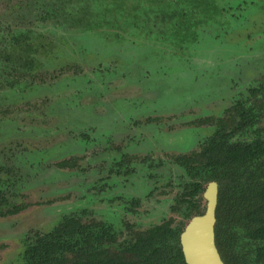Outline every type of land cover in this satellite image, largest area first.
<instances>
[{
	"label": "flooded vegetation",
	"instance_id": "1",
	"mask_svg": "<svg viewBox=\"0 0 264 264\" xmlns=\"http://www.w3.org/2000/svg\"><path fill=\"white\" fill-rule=\"evenodd\" d=\"M79 1L76 0L78 3ZM93 1L99 2L98 0ZM100 1V6L104 12V4L108 0ZM157 1L161 8L170 14V16H167L168 23L173 22L175 24V26L167 24L165 26V33L175 36L180 34L179 37L187 36L189 39H197L194 42L199 43L200 53L197 52L198 49L195 50V53H199L198 56L200 58L209 56L216 59V56L219 54L218 51L223 52L221 58L217 59V64L215 65L217 68L230 66L231 64L235 66L236 73L231 78L227 74H224L225 72H221L222 69L218 70L217 73L221 77V81L225 80L227 84L225 82H218V77L216 78L217 82L213 79L211 82H215V89L204 96L206 98L204 102H210L212 105L216 103L217 107H222V111L217 114L216 111L212 116L201 115L193 120L190 119L192 121L188 123L192 124L187 127L182 126V124L179 126L175 122L176 118L174 117H172V121L166 119V122H161L154 119L150 122L151 125L153 124L152 126H157V128H154L152 139L155 138V134H164L165 137L172 138L171 141H177L187 131L194 133L196 130L197 135L194 134L197 137L199 135V127L202 129L207 128V132L202 139L203 141L198 140L195 142L197 144L196 148L174 154L168 158H164L155 153H148V150L143 157H134L131 155V151L135 150V148L129 143H125L123 147H113L109 132H97L98 127L95 125L75 127L70 123L69 119L65 121L62 127L56 128L61 133L66 132V138L63 140V143L65 145L68 143L70 145L71 143H79L82 147L76 149V151H82L84 155L81 158L75 156L73 158H65L58 162L57 165L60 168L75 169L84 177L91 175L89 178L90 182H84L79 178L80 183H76L80 191L82 190L78 197V206L74 204L73 209L71 206L66 209L61 207L57 211L56 218L52 221V225L49 228L43 232L36 231L31 236L20 240L19 250H16L15 254L13 252L10 255L14 259L12 264H28L25 258L26 247L29 244L34 246L37 238L43 236L46 232L52 230V228L62 225L69 217H73L78 225L85 228L84 244L87 247L91 245L92 249L93 245V248H101L109 257L117 256L121 260L132 259L134 264L138 262V256H136L137 253L134 251V247L138 246L139 242L147 238L149 233L153 232L157 227H161L162 230L166 228L168 236L177 237L183 264H187L180 238L189 222L205 211L207 200L204 194L211 186L216 189L217 193L214 210V241L223 263L230 264L224 258V249L229 251V253H245L250 255L251 249L253 250L256 247L264 248V239L257 240L249 236L251 230V215L255 217L254 212L257 209L260 215H264V73L260 70V74L248 77V72L259 70L258 67H254L258 65L256 62H259V60L255 59L254 61L256 55L253 57L251 51L264 47V15L260 20L263 22V27H256L258 22L253 19L250 20V18L259 13L261 9L259 5L264 6V0H212L209 5H204V0H175L177 1V5L175 6L172 3L173 0ZM155 2L156 0L148 1V5L155 6ZM202 5L204 6L201 7ZM135 6V2L127 3L125 0H112L108 6L109 15H105L109 20L107 22L104 20L103 22L100 20L96 22V26L103 27L115 26L120 23L122 25L125 24L123 27L128 33H132V36L129 35V37H126L127 39L122 38L123 40L126 39L124 40L126 42L123 43L124 47L121 50L102 53L104 55L101 56V59H104L105 64L100 66L101 64L96 62L98 65L94 66L96 69L90 72L91 75L86 73V71L83 72L85 73L83 75H76L78 82L80 81V83H77L80 88L82 86L83 88L86 87V91L96 89L97 84H102L104 79H111L118 76L117 74L120 70H117V68L121 66L120 61L123 59L122 55L124 54L122 52L124 51L135 53L134 57H132V54L127 53V59L133 58L137 61L134 64L136 67L135 72L147 60H150V63L156 61V65L152 64L153 68H155L153 69L154 72L152 74H148L147 72L146 74L152 76V78L149 77L150 83L155 84L160 82V85L164 89L176 83V80L172 78L175 74L172 75L167 67L171 69L172 63L178 62L173 57L168 56L170 51L168 53L164 52V47L168 46V43L173 44L171 41L164 39L160 33V36L152 38L161 37L165 41L164 43L155 45V41H153V47L146 46L145 41L149 42L150 40V37H146V35H149V32H137L139 31L138 28L128 23L131 21V17H125L129 13L124 8L129 7L134 9ZM196 8L197 10H195ZM75 10L72 5L70 12L74 14L77 12ZM67 11L69 10L64 8L60 12L65 13ZM78 12L81 11L78 10ZM83 13L82 18L76 17V20L80 21V23H89L88 13ZM211 25L213 27L212 29ZM20 35L24 36L25 43L17 40ZM135 35L142 37L139 39L145 41L139 43L134 38L131 39ZM27 37H29L27 34L9 31L2 44H6V42L8 44H14L16 41L26 44L29 41ZM20 38L23 39V37ZM100 39H104V36ZM112 46L107 45L106 48L111 50ZM207 49L208 53L205 51ZM64 55L72 56L73 54L67 52ZM113 57L119 66L116 65L114 66L116 67L115 69H109ZM1 60L5 64V67L0 71V76L3 77L4 83L10 89H13L15 85L20 88V80L16 82L13 80L17 68L11 71L10 61L7 60V56ZM62 60L63 62L58 60L55 65L56 69L59 68L61 71H63V65L65 63H73V61L67 58H63ZM91 61H97V57L92 56ZM158 61H164L165 65L162 66L165 67V71L157 65ZM185 62L181 60L180 69L184 65L190 67V65L184 64ZM21 64L26 69L19 67L18 70L20 72L30 73L32 71L33 68L30 61H26V63L23 61ZM186 66L185 69H187ZM228 69L232 70L233 68L229 67ZM171 70L176 69L172 68ZM182 71L184 72V70ZM206 71H209L214 76L213 66H209L202 69L199 68L195 71L189 70L188 74H185L186 76L177 78V82L178 80L181 83H186V81L190 82L189 85H183L184 87H181L183 92L180 93L182 95L184 93L186 96L185 92L196 89L194 90L196 93L199 94L200 92L202 94V90H205V87L200 85L199 87L194 86L191 82L200 81L198 72L203 73ZM158 76L159 78H157ZM63 79H67V77L63 76ZM138 79H135L133 82L139 84L141 81ZM33 80L44 82L45 77L35 71V74L32 73L28 82H34ZM171 89L180 91V87ZM168 97L169 95H164L160 100H168ZM195 98L196 96L193 98L192 95L183 99L181 102L170 103L176 107V110L181 104L186 106V102L190 99L193 102ZM204 98L197 97L199 100ZM216 98H219V100L216 101ZM219 101L221 104L218 103ZM238 101H242L244 115H241V106L237 104ZM88 111V115L79 116L83 122L89 124L100 118L95 115L92 116L91 111ZM177 113L174 114L181 115L180 118L183 119L184 115L182 114L184 112ZM73 115H76L75 111ZM186 121L189 120L186 119ZM170 122L177 124V126L175 125L169 128L170 130L163 132V126L170 125ZM150 123H147V125H150ZM182 123L185 124L183 121ZM139 125L137 124L132 127L139 130ZM132 127L127 126L126 129L128 130ZM137 134L140 136V132ZM135 139L136 136H130V143L131 140L135 141ZM221 139H226L229 143L233 144L232 148L228 150L230 155H232L235 147L238 148L237 152L239 153L242 152L241 150L243 148V152L247 153L245 158H238L237 160L232 159V157L228 158L229 154L226 156L224 154L226 153L225 150L220 151L216 148H208L209 154L212 152L211 162L214 163H212L213 165L208 164V156H205L206 146L210 143L213 145V142L214 144L219 143ZM252 146L259 147L254 149L253 157L250 156ZM112 150L117 152L116 157L112 160L113 163H106L110 156L104 157L103 155L113 152ZM82 161L85 163L81 164ZM224 161H227V163L223 164L222 162ZM41 163L42 160L37 155L30 158L29 165H27L26 161L21 162L19 167L16 166V163L11 162V160L0 163V198L4 199L2 200L3 205L0 208V211H3L4 214H0V218L16 214L26 208V204H23L20 200L21 196H19V193L22 188L29 186V180L31 181L33 177L36 178L35 184L37 182L41 184L48 183V177H45L47 170L43 168V165H40ZM10 165L16 167L14 168ZM87 173L89 174L87 175ZM135 175L139 176L140 185L142 184L139 186L141 190L139 194H135L134 192L126 193L118 189L119 187H126L131 182L134 183L133 179L136 178ZM43 178L44 181H42ZM60 179V177L57 179L54 178L49 182H57ZM115 187L117 188L114 189ZM155 191H158L157 194L163 195V198L159 200V205L162 208H156L155 203L153 205L150 203L152 205L151 211H144V215H141V206L145 202H152V196L155 195ZM169 194L173 195L166 196ZM98 203H100V206L93 210L90 208V206H93L92 204ZM13 205L18 207L19 211L12 213L9 209H12ZM153 214H160V217L156 218L159 222L151 223L150 220L148 227L141 228L138 224L139 217L146 220L148 217H155ZM36 255H38V252ZM250 256L251 259L255 258V255ZM249 260V258L248 260L240 259L238 263L251 264ZM254 263L264 264V256L258 261L254 260L252 264ZM174 264H182V262L176 261Z\"/></svg>",
	"mask_w": 264,
	"mask_h": 264
},
{
	"label": "rangeland",
	"instance_id": "2",
	"mask_svg": "<svg viewBox=\"0 0 264 264\" xmlns=\"http://www.w3.org/2000/svg\"><path fill=\"white\" fill-rule=\"evenodd\" d=\"M98 1L101 3L100 0ZM111 1L108 0L104 4L105 10L103 12L100 3L93 0H81L79 3L76 0H0V37H2L0 38V71L5 67L1 59L7 56V60L10 61L11 71L17 68L13 80L15 82L20 80V88L15 85L13 89H10L4 83L3 77L0 76V163L11 160V162L16 163V166L19 167L21 162L26 161L27 165H29L30 158L37 155L42 160L40 165H43V168L47 170H45V177H48V183L45 184H41L40 182L35 184L36 178L34 177L31 181L29 180V186L22 188L19 193V196H21L20 200L23 204H26V208L16 214L0 218V263L2 264H12L14 259L10 255L13 252L15 254L16 250H19L20 240L31 236L36 231L43 232L49 228L52 225V221L56 218L57 211L61 207L66 209L71 206L73 209L74 204L78 206V197L82 191L76 186V183H80L79 178L84 182H90L89 178L91 175L84 177L75 169L60 168L57 165L58 162L65 158H73L74 156L81 158L84 155L82 151H76V149L82 147L79 143H71V145L63 143V140L66 138V132L61 133L56 128L62 127L65 121L69 119L70 123L75 127L95 125L98 127L97 132H109L112 146L123 147L125 143H129L135 148V150L131 151V155L134 157H143L148 150V153H155L168 158L174 154L196 148L197 144L195 142L198 140L203 141L202 139L207 132V128L202 129L199 127V135L197 137H195L196 130L194 131L195 134L192 131H187L183 133L184 135L179 140L171 141L172 138L165 137L164 134H155V138L152 139L154 128H157V126H152L153 124L151 125L150 122L154 119L161 122H166V119L172 121V117H174L176 118L175 122L179 126L182 124V126L187 127L191 126L192 123L188 122L194 118H198L201 115L212 116L216 111V114L222 111V107H217L216 103L212 105L210 102H204L206 99L204 96L215 89L214 84L217 82V77L218 82H225L227 84L225 80L221 81V77L217 73L218 70L222 69L221 72H225L224 74H227L229 78L236 73L235 66L232 64L221 68L215 67L217 59L223 55V52L220 51H218L219 54L216 56V59L208 55V57L200 58L198 55L185 52L184 49L178 47L172 52L170 47L174 44L168 43V46L164 47V52L168 53L170 51L168 56L173 57L178 63H172L171 69L176 70L172 71L170 67H167L172 75L175 74L172 78L176 80V83L172 86H167L165 89L160 85V82L155 84L150 83L149 77L152 78V76L146 75L147 72L148 74L154 72L153 69L155 68H153L152 64L156 65V61L150 63L151 61L147 60L135 72L136 67L134 64L137 62L136 59H127L128 54H132V57H134L135 53L124 51L122 52L124 55L121 54L123 57L120 61L121 66L117 68V70H120L118 71V76L104 79L102 84H97L96 89L86 91V87L83 88L82 86L80 88L79 84H77L80 81L78 82L76 75H83L85 74L83 73L84 71L90 74L91 71L96 69L94 66H97L99 63L101 64L100 66H103L102 64H105V61L101 59V56L104 55L102 53L121 50L124 47L123 43L126 42L124 41L127 39L126 37L132 36V33H128L123 27L125 24L118 23L119 25L104 27L95 25L99 20L101 22L109 20L105 15H109L108 6ZM125 1L127 3L135 2L136 4L134 9L129 7L124 8L129 13L125 17H131V21L128 23L135 25L139 30L137 32H149V35H146V37H150L149 42L139 39L142 37L136 35L131 37V39L134 38L139 43L145 41V45L150 47H153V41H155V45L164 43L165 41L161 37L152 38L158 36L152 33L154 22L159 20L160 25H162L165 22L162 18L166 19L167 16H170V14L166 13V10L161 8L158 1L156 0L155 6L151 4L148 6V1L152 0ZM204 1V5H209L212 0ZM86 2L88 3L85 4ZM172 3L174 6L177 5V1L175 0ZM72 5L77 10L74 14L70 12ZM259 7L261 8L259 13L251 17L250 20L253 19L258 22L256 27H263V22L260 20L264 15V6L259 5ZM64 8H67L69 11L65 13L60 12ZM78 10L81 12H78ZM83 12L88 13L89 23H80V21L76 20V17L82 18ZM138 14L140 16H137ZM9 31L29 35L27 38H29L28 42L30 43L24 44V36L20 35L23 39L19 37L17 40L24 43L16 41L14 44H8V42L2 44ZM103 36L104 39H100ZM122 38L126 39L123 40ZM107 45H113L111 50L106 48ZM208 49L205 51L207 52ZM67 52L73 55H64ZM251 54L253 57L256 55L254 61L258 59L259 62L256 63L263 66L252 65L255 68L258 67L259 70L248 72V77L260 74V70L264 73V47L252 50ZM92 56H96L97 61L92 62ZM63 58H67L73 61V63H65L63 71H61L59 68L56 69L55 65L58 60L63 62ZM180 58L183 62L186 61L184 64L190 65V67L184 65L180 69ZM23 61L25 63L26 61H30L33 68L30 73H22L18 70L19 67L26 69L21 64ZM116 65L119 66L113 57L109 69H115L116 67L114 66ZM157 65L165 71V67L162 66L165 65L164 61H158ZM185 66L187 69H185ZM205 66H213L214 76L210 74L209 71L211 70L203 73L198 72L200 81L191 82L194 86L199 87L200 85L205 87V90H202V94L200 92L199 94L196 93L194 91L196 89H194L185 92L186 96L184 93L182 95L180 93L183 92L181 87L189 85L190 82L181 83L180 80L177 82V78L186 76L189 70L195 71L199 68H206ZM229 67L233 69H228ZM35 71L45 77L44 82L39 80L28 82L32 73L35 74ZM63 76H66L67 79H63ZM137 78L141 81L139 84L133 82ZM213 79L214 83L211 82ZM106 87L108 88L106 89ZM174 87H180V91L171 89ZM164 95H169V99L161 101L160 98H163ZM192 95L193 98L196 96L193 102L190 99L186 102V106L181 104L176 110V107L170 103L181 102ZM197 97H203L204 99L199 100ZM215 100L218 101L219 98ZM218 103L221 104L220 101ZM88 110L91 111L92 116L100 117V120L92 121L89 124L83 122L79 116L88 115ZM74 111L76 113L75 116L73 115ZM181 112H184L182 114L184 115L183 119L180 118L181 115L174 114ZM186 119L189 121H186ZM136 123L140 124L139 130L132 127L137 125ZM147 123H150L151 127ZM177 124L170 122V125L163 126L164 129L162 131H168L170 130L169 128L177 126ZM127 126H131L132 128L127 130ZM138 132H140V136L137 134ZM130 136H136L135 141L131 140L130 143ZM145 146L147 147L145 148ZM112 151L107 155H103L104 157L110 156L106 163H113L112 160L116 157L117 152ZM84 163L83 161L81 162V164ZM10 166L16 167L14 165ZM135 176L136 178L133 179L134 183L131 182L126 187H119L118 189L126 193L134 192L135 194H139L141 192L139 186L142 184L140 185L139 176ZM59 177L61 178L60 181L49 182ZM42 181H44V178ZM157 193L158 191H155V195L152 196V202H145L141 206V215H144V211L150 212L153 203H155L156 208H162L159 205V200L163 198V195ZM171 195L173 194L166 196ZM92 205L90 208L93 210L100 206V203ZM159 217L160 214L155 215V217H148L146 220L139 217L138 224L141 228H146L150 222H159L156 220Z\"/></svg>",
	"mask_w": 264,
	"mask_h": 264
},
{
	"label": "trees",
	"instance_id": "3",
	"mask_svg": "<svg viewBox=\"0 0 264 264\" xmlns=\"http://www.w3.org/2000/svg\"><path fill=\"white\" fill-rule=\"evenodd\" d=\"M137 16H140V14ZM162 20H165L167 23L165 24V22H163L162 25H160V21L156 20L153 24L152 33L158 36H160L161 33V36L163 35L164 39L171 41V43L174 44L170 48L172 52L177 47L184 49L185 52L192 53L193 55L196 54V49H198L197 52H199V43H195V39H189L187 36L179 37L180 34L175 36L165 33V26L167 24L172 26H175V24L173 22L168 23V18L164 19L163 17ZM241 102L242 101H238L237 104L241 106V115H244V106ZM219 141L220 144H214L213 142V145L210 143L206 146L205 156H208V164L213 163L211 162L212 152L209 154L210 148H216L220 151L225 150L226 153L224 154L228 156V150L233 146V144L229 143L226 139H221ZM255 148L259 147L252 146V150H250V156L252 157ZM237 150L238 148L235 147L232 155L229 154L228 158L232 157V159L234 158L236 160L238 158L244 159L247 153L243 152V148L240 153L237 152ZM222 163L225 164L227 161ZM2 200L4 199L0 198V208L3 205ZM9 210L14 213L19 211V208L13 205V208ZM0 214H4V212L0 211ZM254 215L255 217H252L251 215V230L249 236L252 239H264V215H260L258 209L254 212ZM84 234L85 228L78 225L73 217H69L62 225L52 228V230L37 238L34 246L29 244L26 247V261L28 264H134L132 259L121 260L117 256L109 257L101 248H93V245L92 249L91 245L87 247L84 244ZM134 251L137 255L134 252L133 253L138 256V262L135 264H174L176 261H181L183 264L182 253L177 237L168 236L166 228L162 230L161 227H157L153 232L149 233L147 238L140 241L138 246L134 247ZM37 252L38 255H36ZM223 255L230 264H239L238 261L240 259L248 260V258L250 259L249 262L252 264L254 260L258 261L264 256V248L256 247L255 249L250 250V255H255L254 259H251L249 254L229 253V251H226L225 249L223 250Z\"/></svg>",
	"mask_w": 264,
	"mask_h": 264
},
{
	"label": "water",
	"instance_id": "4",
	"mask_svg": "<svg viewBox=\"0 0 264 264\" xmlns=\"http://www.w3.org/2000/svg\"><path fill=\"white\" fill-rule=\"evenodd\" d=\"M216 189L205 191L207 200L203 214L194 217L180 238L187 264H224L214 241Z\"/></svg>",
	"mask_w": 264,
	"mask_h": 264
}]
</instances>
